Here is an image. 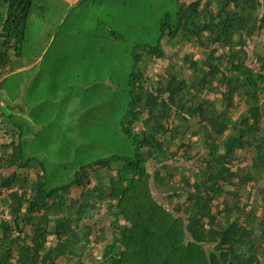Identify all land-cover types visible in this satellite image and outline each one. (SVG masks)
I'll list each match as a JSON object with an SVG mask.
<instances>
[{
	"label": "trees",
	"instance_id": "trees-1",
	"mask_svg": "<svg viewBox=\"0 0 264 264\" xmlns=\"http://www.w3.org/2000/svg\"><path fill=\"white\" fill-rule=\"evenodd\" d=\"M52 1L0 0V264H264V0H172L105 126L74 120L53 66L36 69L70 6ZM93 36L57 58L73 67L123 38ZM186 45L202 58L173 61Z\"/></svg>",
	"mask_w": 264,
	"mask_h": 264
},
{
	"label": "rangeland",
	"instance_id": "rangeland-1",
	"mask_svg": "<svg viewBox=\"0 0 264 264\" xmlns=\"http://www.w3.org/2000/svg\"><path fill=\"white\" fill-rule=\"evenodd\" d=\"M76 1H67L70 6L63 2L61 7H67L66 13L64 16L62 14V17L57 14V18L64 22L63 31L67 32L69 39L66 35L63 40V31L57 34L46 56L48 60L38 64L36 69L45 63L53 66L52 69L55 71L53 83L57 84L59 95L67 96L69 108L72 106L77 108L73 116L74 120L85 123L88 118H93L102 126L108 122L116 123L125 109L128 91L131 88L137 90L136 86H131L129 72L132 69L135 73L141 71L145 63L142 59L137 66H132L133 46L135 43L148 44L155 41L161 14L168 8V5H171L172 0H80L75 3ZM51 5H58V2L53 0ZM53 11L52 9L50 14ZM97 22H99L98 29L106 31L114 29L123 38L114 40L113 48H111V41H106V46L102 49L103 53L90 58H87L88 55L78 58L73 62V67L68 66L70 58L60 60L57 58L59 45L66 44V49H72L77 47L74 40H78L81 50H87V44L96 41L93 31H98L95 29ZM33 25L35 26L34 32L37 34L34 39L45 41L46 38L40 33L41 27ZM54 33L55 31H52V35ZM259 38L263 40L264 34L258 36L255 42L260 40ZM255 42L252 41V49ZM110 49H112L111 52ZM167 49L172 51V48L167 47ZM185 52L202 58L201 51L197 47L186 45L179 50L173 61L180 64ZM167 64V59L150 63L148 75L153 79L152 83L157 82L158 78L165 74ZM44 76L48 77V73ZM186 77L192 78L190 74ZM241 109L242 105L234 111L233 117L237 116ZM79 112L81 113L78 114ZM79 191V188H73L71 193L76 196ZM154 193L157 194L159 200H162L157 191L154 190ZM103 211L104 208H102ZM107 221L108 217L104 223L107 224ZM89 249L94 255L99 256V247L91 246Z\"/></svg>",
	"mask_w": 264,
	"mask_h": 264
},
{
	"label": "crops",
	"instance_id": "crops-1",
	"mask_svg": "<svg viewBox=\"0 0 264 264\" xmlns=\"http://www.w3.org/2000/svg\"><path fill=\"white\" fill-rule=\"evenodd\" d=\"M68 2H74L75 0H67Z\"/></svg>",
	"mask_w": 264,
	"mask_h": 264
}]
</instances>
